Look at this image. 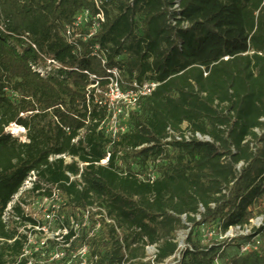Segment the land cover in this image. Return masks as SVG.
I'll list each match as a JSON object with an SVG mask.
<instances>
[{
  "label": "trees",
  "instance_id": "obj_1",
  "mask_svg": "<svg viewBox=\"0 0 264 264\" xmlns=\"http://www.w3.org/2000/svg\"><path fill=\"white\" fill-rule=\"evenodd\" d=\"M97 4L105 22L93 34ZM111 69L126 87L159 84L115 142L92 88L106 89ZM184 131L208 141H177ZM50 189L65 212L97 205L112 221L81 239L90 264H264V223L252 227L264 219V0H0V264H17L19 230L36 224L28 200ZM13 204L20 222L5 223ZM186 227L252 230L206 246L190 235L180 251Z\"/></svg>",
  "mask_w": 264,
  "mask_h": 264
},
{
  "label": "built area",
  "instance_id": "obj_2",
  "mask_svg": "<svg viewBox=\"0 0 264 264\" xmlns=\"http://www.w3.org/2000/svg\"><path fill=\"white\" fill-rule=\"evenodd\" d=\"M97 8L99 10V15L97 17V22L92 27L93 34L98 31L100 24L105 22L104 13L101 11L98 4ZM87 19L88 13L79 17L73 27L67 29V37L70 38L72 36L73 29L80 28L84 22H87ZM53 64L55 65V63ZM103 65L105 66V62H103ZM92 79L94 80L95 77H92ZM106 81L108 85L103 93L100 92L101 89H99V84L92 88L96 90V96L98 99L97 104L100 107L107 108L111 113L107 120L101 125L100 130L105 131L108 139L115 142L120 136L125 135L128 132V127L125 123L127 122L129 114L139 107L141 100L151 96L156 91L159 84H139L135 82L126 87L123 82L122 73L119 69L109 70L107 72ZM123 115L126 117L124 118ZM123 121L125 123H123ZM181 137H184L186 141L193 138L199 141H208V139H204L199 134L193 136L185 131L182 136L178 135L176 140L180 141ZM56 159L64 160L66 165L73 163V158L67 156L58 157ZM109 160L110 155H108L106 160L100 165L107 166ZM75 161L78 162V160ZM83 167L84 165L79 164L81 171ZM67 176L69 177L71 183L75 181L81 182V175L73 177L72 175L67 174ZM35 181V174H32L24 189L31 184L32 190ZM40 201L41 205L38 211L43 216L46 225L55 226V231L60 232V234L49 237V227H46L45 224L42 225L40 222L36 221V219H32L35 221V225H28L27 227H22L19 230L20 234L26 238V241L17 264H88V260L91 262V247L85 245L76 255L71 252V249L73 245L80 240V233L82 230H90L92 227L93 230L89 231L86 235H88L89 238H94L102 228V223L100 222L101 220H104L108 225L113 224L107 217L106 211L95 205L94 207H90L81 213L67 215L64 211L65 201L57 189H50L48 195L41 197ZM13 206L14 204L9 206L5 213V223H9L11 220L20 222V219L16 217L13 211ZM201 212H203V209H201ZM92 215L97 218L95 224L92 223ZM182 219H186V217H182ZM197 219L200 218L198 217ZM261 221H264V219ZM251 230V227L244 229L239 227L231 228L225 235L220 237V240L234 239L235 237H246L250 235ZM71 234L74 236L70 243H67L65 238L69 237ZM147 250H152L155 252V255L157 254L155 247H148ZM176 258L177 257H175V259ZM178 260H180V257H178Z\"/></svg>",
  "mask_w": 264,
  "mask_h": 264
},
{
  "label": "rangeland",
  "instance_id": "obj_3",
  "mask_svg": "<svg viewBox=\"0 0 264 264\" xmlns=\"http://www.w3.org/2000/svg\"><path fill=\"white\" fill-rule=\"evenodd\" d=\"M44 76H46V73H42ZM101 89V88H99ZM104 90L101 89L100 92H104ZM123 117L125 118L126 116L123 115ZM123 123H125L123 121ZM126 124V123H125ZM8 132L13 135L15 138L17 139H21V140H24V137H25V131L22 130L21 128L17 127V126H12ZM16 134V135H15ZM32 188L31 184L28 185L25 189H23L22 193L21 194H24L28 191H30ZM18 199V198H17ZM28 204L29 206L25 208V211H26V214L32 218V219H36V221L40 222L42 225L45 224L46 227H49V230H48V235L49 237H53L57 234H60V232L58 231H55L56 230V227L55 226H48L46 225L45 221H44V218L43 216L39 213L38 209L41 205V201H40V198L38 199H30L28 200ZM65 205V204H64ZM67 215H73V214H76V213H68L66 212ZM93 216V215H92ZM92 216H91V220H92ZM97 218H95L96 220ZM200 220V219H198ZM262 218L260 219H257L253 222L252 224V227L256 226V227H260L264 221H261ZM182 221L186 224L187 226V219H182ZM189 227V226H188ZM251 227V229H252ZM90 229V228H89ZM93 228L91 227L90 230H82L81 233H80V240H78L72 247L71 249V252L76 255L78 253V251H80L84 246H85V243H82L81 239L86 235L88 234L89 231H92ZM100 232V231H99ZM251 233V232H250ZM98 235V234H97ZM192 236V240L193 242L196 244V245H199V246H206L209 244L210 241H216L218 238L220 239L221 236L223 235H219V234H216L214 232H212L211 234H209L205 229H200V228H194L192 229L191 227L190 228H185L184 230L180 231L177 235V244H178V248L179 250L181 251L182 249L186 248L187 247V240L189 238V236ZM87 236V235H86ZM237 238V237H235ZM234 238V239H235ZM256 241H259V240H256ZM262 245V244H261ZM256 247H258V245H256ZM251 247H246V251H245V248L243 250V252H247L248 250H250ZM236 250L234 249H230L229 250V255L231 256L233 253H235ZM155 255V252L152 251V250H146V260L145 262H152L153 261V257ZM178 257L175 259H171L170 261H168L166 264H175V261L178 260ZM90 263V261L88 260V264Z\"/></svg>",
  "mask_w": 264,
  "mask_h": 264
},
{
  "label": "bare ground",
  "instance_id": "obj_4",
  "mask_svg": "<svg viewBox=\"0 0 264 264\" xmlns=\"http://www.w3.org/2000/svg\"><path fill=\"white\" fill-rule=\"evenodd\" d=\"M23 130V129H22ZM16 135V134H15Z\"/></svg>",
  "mask_w": 264,
  "mask_h": 264
}]
</instances>
